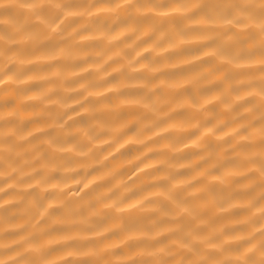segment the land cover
Instances as JSON below:
<instances>
[{
	"label": "clouds",
	"instance_id": "9594fccd",
	"mask_svg": "<svg viewBox=\"0 0 264 264\" xmlns=\"http://www.w3.org/2000/svg\"><path fill=\"white\" fill-rule=\"evenodd\" d=\"M0 264H264V0H0Z\"/></svg>",
	"mask_w": 264,
	"mask_h": 264
}]
</instances>
